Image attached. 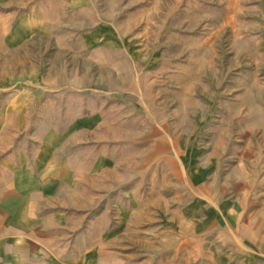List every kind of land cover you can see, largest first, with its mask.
<instances>
[{
    "label": "crops",
    "instance_id": "1",
    "mask_svg": "<svg viewBox=\"0 0 264 264\" xmlns=\"http://www.w3.org/2000/svg\"><path fill=\"white\" fill-rule=\"evenodd\" d=\"M106 2L0 0V51L45 38L46 50L59 51L79 35L84 60L121 66L140 42L123 40L115 16L102 17ZM67 70L48 75L46 88L59 92L62 78L69 88H89L90 67L71 76ZM19 81L0 70V264H264V86L259 99L244 100L247 113L234 114L246 126L238 155L233 151L225 160L215 149L176 145L158 128L143 139L147 158L125 166L104 143L97 150L89 137L76 140L55 130L30 148L22 133L44 85ZM147 107L154 116L163 108L157 102ZM90 122L74 124L89 130ZM153 167L166 168L164 190L117 196L113 212L108 193L118 194L124 185L139 188L137 180ZM167 173L177 180L168 183Z\"/></svg>",
    "mask_w": 264,
    "mask_h": 264
},
{
    "label": "rangeland",
    "instance_id": "2",
    "mask_svg": "<svg viewBox=\"0 0 264 264\" xmlns=\"http://www.w3.org/2000/svg\"><path fill=\"white\" fill-rule=\"evenodd\" d=\"M103 7L102 17L115 20L126 34L123 40H139L134 45L137 53L131 54L134 60L117 67L112 61L84 60L85 55H78L79 35L69 37L72 46H60L59 51L46 50L47 38L0 51V70L13 81L44 85L37 90L36 104L28 109L29 122L22 133L30 148L55 130L76 140L89 137L97 150L104 143L126 166L147 158L149 142L143 139L160 128L171 134L176 145L215 149L225 154V160L233 151L238 155L246 126L234 114L247 113L244 100L263 95L264 0H107ZM156 50V57L144 58ZM138 57L142 58L137 61ZM87 67L92 72L89 88H69L66 78L58 81L59 92L46 88L51 84L48 75L68 68L71 76ZM245 86L253 90L247 93ZM153 102L163 107L157 116L147 107ZM80 118L91 119L89 130L75 126ZM163 167L145 171L137 180L139 188L124 185L120 193L116 194L118 189L108 193L113 212L117 196L126 200L136 191L141 198L151 197V187L156 188L155 195L162 192ZM166 179L177 180L171 173ZM128 230L130 235L131 227Z\"/></svg>",
    "mask_w": 264,
    "mask_h": 264
}]
</instances>
